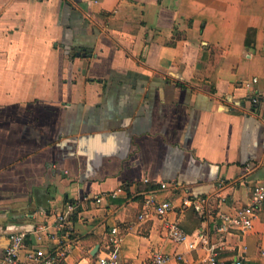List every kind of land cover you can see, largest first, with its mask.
Listing matches in <instances>:
<instances>
[{
    "label": "crops",
    "instance_id": "crops-1",
    "mask_svg": "<svg viewBox=\"0 0 264 264\" xmlns=\"http://www.w3.org/2000/svg\"><path fill=\"white\" fill-rule=\"evenodd\" d=\"M263 93L264 0H0V257L12 232L26 233L22 264L58 246L57 214L88 196L64 264L99 254L113 225L120 264L155 250L203 264L209 245L188 252L159 218L139 219L147 177L179 184L158 193L175 204L169 218L222 244L224 264L244 246V264H264V205L228 239L181 205L221 177L230 205L250 203L264 180V101L249 98Z\"/></svg>",
    "mask_w": 264,
    "mask_h": 264
},
{
    "label": "built area",
    "instance_id": "built-area-1",
    "mask_svg": "<svg viewBox=\"0 0 264 264\" xmlns=\"http://www.w3.org/2000/svg\"><path fill=\"white\" fill-rule=\"evenodd\" d=\"M98 2V0H94ZM254 77L246 81V86L256 82ZM249 100L252 103L264 101V93L252 95ZM151 187L145 190L144 207L139 215V219L149 220L153 216L162 221L166 237L177 246L184 245L188 252L197 250L200 245H209L208 255L202 261L203 264H224L221 257L222 244H210L209 236L205 230L201 229L195 234H190L182 228L177 220H171L169 214L175 209V204L171 199H160L158 193L160 190L178 189L179 184L176 181H159L153 185L151 179L145 177L142 180ZM230 182L225 178H219L214 184L215 191L210 194H196L192 191H186L182 196L183 209L193 208L200 215L203 221L217 220L216 231L223 238L235 237L237 235H246L253 227V222L258 215V211L264 205V180L253 184L251 192V201L248 204L232 206L229 203V197L224 193L225 188ZM124 191L123 185L116 188L111 194L118 195ZM89 199L88 196L70 201L65 204V208L57 214L54 228V235L59 236L62 241L58 246L45 248L36 247L27 250L26 258L30 264H64L73 245L71 235L73 233L72 217L77 213ZM97 202L102 201V197H96ZM45 226H39L38 231L44 232ZM50 237L51 235L48 234ZM124 233L118 225H113L110 229L107 243L102 251L88 258L85 264H120L121 247ZM26 233L12 232L9 235V244L6 246L3 255L0 257V264H22L20 253L25 247ZM247 248L244 246L234 259L232 264H244ZM264 254V251H263ZM170 260L178 264H188V255L182 251H175L172 254L155 250L151 254L148 264H166Z\"/></svg>",
    "mask_w": 264,
    "mask_h": 264
},
{
    "label": "water",
    "instance_id": "water-1",
    "mask_svg": "<svg viewBox=\"0 0 264 264\" xmlns=\"http://www.w3.org/2000/svg\"><path fill=\"white\" fill-rule=\"evenodd\" d=\"M97 248H98V246H96V248H95L94 252L97 250Z\"/></svg>",
    "mask_w": 264,
    "mask_h": 264
}]
</instances>
